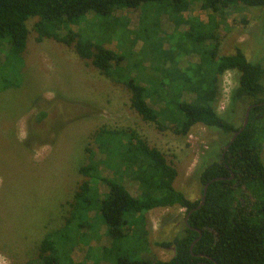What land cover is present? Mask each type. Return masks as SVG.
Returning a JSON list of instances; mask_svg holds the SVG:
<instances>
[{
	"label": "trees",
	"instance_id": "1",
	"mask_svg": "<svg viewBox=\"0 0 264 264\" xmlns=\"http://www.w3.org/2000/svg\"><path fill=\"white\" fill-rule=\"evenodd\" d=\"M163 1L168 3L171 16H180V19H168L175 22L178 29L170 42L175 45L163 49L160 43H151L149 51L153 58H148L149 67L145 66L146 59L124 64L125 54H117L108 47L111 42L108 46L103 43L107 36L110 39L113 34L117 35L116 25L106 20L117 10H135L145 3ZM194 2H201L203 9L221 13L239 6L264 8V0H0V55L3 58L0 62L18 67L17 74L8 71L6 75L0 74V80L18 76L20 67L23 68L30 33L28 22L36 19L37 41L52 38L73 48L81 60L89 61L101 75L122 84L129 94L131 108L159 131L169 130L186 137L193 127L202 125L229 135L220 151L211 148V153L202 160L198 170L201 197L193 201L175 188L176 168L135 130L100 128L94 132L85 148L88 163L79 168V174L87 180L74 192L71 213L65 220L66 230L73 226V232L80 235L85 232V222L91 220L97 224V229L98 226L106 228L111 249L127 237L131 241L140 240L134 253L142 256L149 244L143 230L149 211L176 206L185 210V218L188 216L182 235L155 242L158 247L173 251L169 260L122 254L109 261L104 255L106 247H102L99 254L110 264H264V163L261 158L264 68L249 61L240 48L234 54L219 55L218 25L214 19L207 24L181 20ZM91 14L99 23L100 19L105 21L104 28L96 32L98 40L95 42L82 41L73 28ZM182 25L187 29L180 30ZM60 30L66 33L61 36ZM144 49L143 45L140 52ZM189 52L197 61L182 67L179 58L190 57ZM228 71L237 72L239 77L237 87L229 94L231 117L225 118L217 112L215 103L219 78ZM3 79L2 92L21 84ZM261 103L263 105L259 106ZM252 105L256 106L250 110L246 128L229 145L233 134L242 126L246 109ZM242 107L244 114L241 124L237 125ZM44 116V113L39 114L37 120L41 121ZM96 154L105 156L102 164L112 170L111 175L101 174ZM213 157L217 160L208 162ZM124 175L138 183L137 196L119 181ZM230 177L233 178L228 180ZM217 178L220 180L212 182ZM92 182L102 184L104 193L94 189ZM207 184L204 203L198 207ZM79 217L82 221L76 224ZM79 235L69 243V235L61 230L48 233L38 248L37 259L44 264H57L56 249L66 246L71 253L84 241ZM55 236L57 242L53 239ZM70 253L67 252L66 259Z\"/></svg>",
	"mask_w": 264,
	"mask_h": 264
},
{
	"label": "rangeland",
	"instance_id": "2",
	"mask_svg": "<svg viewBox=\"0 0 264 264\" xmlns=\"http://www.w3.org/2000/svg\"><path fill=\"white\" fill-rule=\"evenodd\" d=\"M167 4L149 2L135 10H117L106 20L116 25L117 35L113 34L110 39L107 36L103 43L108 46L111 42L108 47L115 53L125 54L124 64L146 59L145 66L149 67L148 58H153L149 51L151 43L158 42L163 49H168L178 30L175 22L168 19H180V16H171ZM201 4H190L181 20L207 24L214 19L218 25L219 55H231L240 48L249 61L264 68V8L239 6L221 13L203 9ZM92 15L83 17L73 28L82 41L95 42L96 32L103 31L105 21L100 19L99 23ZM36 22V19L28 22L30 33L23 68L20 67L16 77H2L15 84L21 82L20 86L2 92L0 80V264H44L37 259L38 248L50 232L61 230L69 235V243L77 238L79 234L73 232V226L65 229V220L71 213L74 192L87 180L79 174V168L88 163L85 148L100 128L135 130L176 168L175 188L193 201L201 197L198 170L202 160L212 150L220 151L229 140V135L202 125L193 127L186 137L169 130L159 131L131 108L129 94L122 84L101 75L89 61L81 60L73 48L52 38L37 41ZM65 33L59 31L61 36ZM143 45L145 49L140 52ZM189 55L179 56L182 67L197 61L196 56L190 52ZM8 71L17 74L18 67L0 62V74L6 75ZM238 77L237 72L228 71L219 78L215 108L225 118L231 117L229 94L237 87ZM244 110L243 107L239 110L241 119L237 125L241 124ZM43 113L44 119L38 121L39 114ZM261 158L264 163V146ZM104 159L102 154L95 155L101 174L111 175L112 170L102 164ZM216 160L213 157L208 162ZM119 181L133 196L139 194L138 183L129 180V176L124 175ZM90 185L104 193V186L99 182ZM81 218H76V224ZM184 218L185 210L176 206L149 211L143 227L149 244L142 256L169 260L173 251L162 249L155 242L182 235ZM96 225L91 220L85 222V232L79 235L84 241L71 253L66 246L56 249L57 264H110L99 254L102 247H106L104 255L109 261L122 254L142 258L134 253L140 240L131 241L126 237L111 249L106 228L98 226L97 229ZM91 236L93 240L87 239ZM53 239L56 241V236ZM67 252L70 256L66 259Z\"/></svg>",
	"mask_w": 264,
	"mask_h": 264
},
{
	"label": "water",
	"instance_id": "3",
	"mask_svg": "<svg viewBox=\"0 0 264 264\" xmlns=\"http://www.w3.org/2000/svg\"><path fill=\"white\" fill-rule=\"evenodd\" d=\"M259 106L263 105V103L261 104H258ZM256 105H252V106H249L247 109H246V112H245V115H244V120H243V123H242V126L240 127V129L238 131H236L233 136L231 137L230 141H229V145L232 144V142L234 141V139L246 128L247 124H248V121H249V113H250V110L252 109V107H254ZM229 145H227L225 148H224V153L227 151ZM233 177H230L228 178V180L232 179ZM223 179V178H221ZM220 180L219 178L217 179H214L212 180V182L214 181H218ZM209 184H207L205 187H204V190H203V196H202V199H201V202L199 204L198 207H201L204 203V200H205V196H206V191H207V188H208ZM187 218L188 216L185 218L184 220V223L187 224ZM201 236V233L199 232V237Z\"/></svg>",
	"mask_w": 264,
	"mask_h": 264
}]
</instances>
